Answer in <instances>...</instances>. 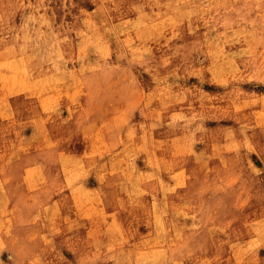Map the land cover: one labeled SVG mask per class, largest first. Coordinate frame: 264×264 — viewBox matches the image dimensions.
Returning a JSON list of instances; mask_svg holds the SVG:
<instances>
[{"label": "rangeland", "instance_id": "374dc122", "mask_svg": "<svg viewBox=\"0 0 264 264\" xmlns=\"http://www.w3.org/2000/svg\"><path fill=\"white\" fill-rule=\"evenodd\" d=\"M263 240L264 0H0V264Z\"/></svg>", "mask_w": 264, "mask_h": 264}, {"label": "bare ground", "instance_id": "6f19581e", "mask_svg": "<svg viewBox=\"0 0 264 264\" xmlns=\"http://www.w3.org/2000/svg\"><path fill=\"white\" fill-rule=\"evenodd\" d=\"M166 164V163H165ZM173 174V173H172ZM170 175V174H169ZM182 176V175H181ZM181 176H180V178H181ZM189 176H190V178H191V175L189 174ZM179 177V176H178ZM173 178H175V177H173ZM179 180V179H178ZM188 180V179H187ZM177 181V180H176ZM175 181V182H176ZM180 181H181V179H180ZM191 181V180H190ZM178 183V182H177ZM181 183H183V182H181ZM180 184V183H179ZM178 184V185H179ZM182 185V184H181ZM162 186V185H161ZM166 186H168V185H166ZM174 186V185H173ZM177 186V185H176ZM163 188V187H162ZM175 188V187H174ZM176 189V188H175ZM168 190V189H167ZM170 191V190H169ZM176 191V190H175ZM168 192V191H167ZM164 193V192H163ZM173 215H175V214H173ZM179 217V216H178ZM171 220V219H170ZM186 221V220H185ZM171 224H173V223H171ZM176 225V224H175ZM174 228H176V227H174ZM176 229H178V228H176ZM180 232V231H179ZM264 241V240H263ZM257 243V242H256ZM258 244V243H257ZM248 245V244H247ZM246 245V246H247ZM256 245V244H255ZM264 245V244H263ZM239 247V246H238ZM248 247V246H247ZM250 247V246H249ZM255 247V246H254ZM251 248V247H250ZM241 249V248H240ZM236 251V250H235ZM245 251V250H244ZM251 251H252V249H251Z\"/></svg>", "mask_w": 264, "mask_h": 264}]
</instances>
